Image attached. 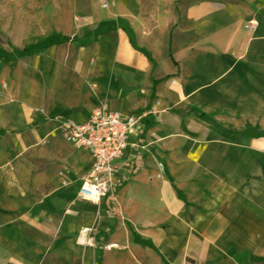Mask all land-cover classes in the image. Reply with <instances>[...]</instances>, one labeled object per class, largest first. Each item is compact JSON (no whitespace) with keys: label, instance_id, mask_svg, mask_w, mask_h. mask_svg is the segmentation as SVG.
Instances as JSON below:
<instances>
[{"label":"crops","instance_id":"0c3cea01","mask_svg":"<svg viewBox=\"0 0 264 264\" xmlns=\"http://www.w3.org/2000/svg\"><path fill=\"white\" fill-rule=\"evenodd\" d=\"M105 1L0 51V264H264V0ZM100 105L145 115L92 203L49 117Z\"/></svg>","mask_w":264,"mask_h":264},{"label":"built area","instance_id":"2783aa9c","mask_svg":"<svg viewBox=\"0 0 264 264\" xmlns=\"http://www.w3.org/2000/svg\"><path fill=\"white\" fill-rule=\"evenodd\" d=\"M254 25V19L246 21L249 30L253 29ZM144 115L143 113L122 115L100 105L82 122L70 117H49L68 141L86 149L92 158L78 187L77 195L80 199L98 203L107 194L117 172V160L128 146L129 134L137 129ZM77 240L85 246H93L92 226H83L78 232ZM114 246L116 244H109L106 247Z\"/></svg>","mask_w":264,"mask_h":264},{"label":"rangeland","instance_id":"374dc122","mask_svg":"<svg viewBox=\"0 0 264 264\" xmlns=\"http://www.w3.org/2000/svg\"><path fill=\"white\" fill-rule=\"evenodd\" d=\"M95 0H0V51L9 52L15 40H34L42 32L64 30L67 17L87 10ZM105 5V0H98ZM147 4V0H141ZM20 41V39H19Z\"/></svg>","mask_w":264,"mask_h":264}]
</instances>
